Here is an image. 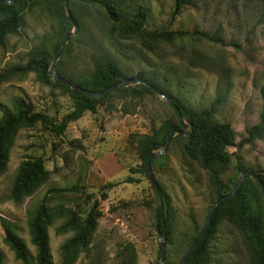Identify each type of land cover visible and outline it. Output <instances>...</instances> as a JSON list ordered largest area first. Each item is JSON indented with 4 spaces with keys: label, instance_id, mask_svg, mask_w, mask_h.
Here are the masks:
<instances>
[{
    "label": "rangeland",
    "instance_id": "rangeland-1",
    "mask_svg": "<svg viewBox=\"0 0 264 264\" xmlns=\"http://www.w3.org/2000/svg\"><path fill=\"white\" fill-rule=\"evenodd\" d=\"M193 3L178 13L174 0L125 3L126 16L146 13L148 32L180 34L170 41L143 37L129 26L111 22L103 7L82 0H69L77 28L68 22L64 0H28L20 7L19 31L0 36V121L6 110L16 113L19 100L58 121L73 110L71 91L50 74L56 49L70 33L72 38L55 62V71L67 80L84 81L108 60L125 79L150 81L187 110L182 134L175 135L152 164L167 197V203L162 198L161 209L168 211V239L158 235L157 195L139 146L143 135L162 134L167 122H180L175 108L158 92H144L138 84L113 91L99 102L96 112L86 111L60 135L41 122L18 126L7 170L0 175L4 264H23L6 239L5 222L36 258L30 221L43 205L52 214L48 235L53 264H67L63 245L79 235L89 215L100 213L94 232L75 249L70 264H159L160 240L165 243V264H179L218 200L212 175L186 141L192 138L189 114L207 110L217 100L208 123H230L236 136L227 148L231 164L223 181L235 185L243 172L238 165L264 179V139L239 146L248 130L259 124L263 108L264 0ZM201 32L222 42L205 39ZM40 56L48 59L49 78L38 69L26 70L32 58ZM38 157L44 160L46 178L31 195L15 199L22 164ZM127 178L133 181L125 182ZM252 255L247 235L231 218L221 219L210 235L206 264H252Z\"/></svg>",
    "mask_w": 264,
    "mask_h": 264
},
{
    "label": "trees",
    "instance_id": "trees-1",
    "mask_svg": "<svg viewBox=\"0 0 264 264\" xmlns=\"http://www.w3.org/2000/svg\"><path fill=\"white\" fill-rule=\"evenodd\" d=\"M28 0H24L18 4H0V36L8 33H16L19 31L22 23V15L20 7ZM65 1V0H64ZM85 3L95 4L103 7L111 22L129 26L137 31L143 37L161 39L165 41L172 40L179 33L168 31H153L148 32L145 29L146 13L138 11L131 16H126L122 13L123 7L127 0H82ZM175 13H178L187 5H191L194 0H174ZM194 4V3H193ZM200 35L211 41H220L215 35H209L201 32ZM59 46L56 51H59ZM48 59L45 56L32 58V61L26 66L27 71L38 69L43 77L49 78ZM125 79L122 71L112 61L104 60L98 64L93 74L84 81L75 80V83L91 90H103L109 86ZM142 79V78H140ZM138 83L144 92L153 93L154 89L159 88L150 81ZM62 87L71 91L74 98V108L71 112L64 115L63 118L53 120L45 113L35 112L33 106L24 100H19L16 103V113L9 110L4 112V117L0 121V175L7 170L9 161V149L18 126H33L41 122L47 125L54 133L60 135L65 132L69 123L80 119L86 111L96 112L97 106L103 98L109 97L112 93L125 91L129 87L119 88L114 92L103 96H89L81 92L70 89L69 87L57 82ZM158 90V89H157ZM165 96H168L163 91ZM175 106L179 109L182 117L186 115V110L179 100L173 99ZM219 100L212 103L207 109L200 112H195L191 117L192 138L186 140L191 142L192 146L197 151L200 162L212 175L211 180L216 186V199L230 194L233 190V184H226L223 181V175L229 169L231 164V156L227 152V148L234 145L236 140L235 132L230 123H208L213 119L215 109ZM174 107V106H173ZM175 108V107H174ZM176 111V109H175ZM177 115L178 112L176 111ZM179 117V115H178ZM181 122H167L163 129L155 134L143 135L140 137L139 146L141 159L143 160L144 171L147 172L146 162L149 155L163 148L167 138L176 130H181ZM264 139V102L260 116L259 124L253 125L248 130L247 137L239 142V146L254 140ZM155 159L152 161L154 163ZM241 171L248 170L244 165H238ZM17 181L13 190V197L21 199L24 196H29L38 184L46 178L47 172L44 166V160L41 157L33 160L25 161L18 172ZM259 176V175H258ZM260 177V176H259ZM263 184L264 179L260 177ZM132 178H127L125 182H132ZM160 187V186H159ZM161 190V188H160ZM163 201L167 203V197L164 191H161ZM101 214V213H100ZM100 214L89 215L79 235L70 238L62 247L65 263L70 264L75 249L83 245L96 228V217ZM159 229L162 237L168 239V226L170 220L166 207L160 210ZM224 217L231 218L236 226L241 229L248 237L252 248V264H264V198L259 185L252 177L245 178L240 184L234 196L222 201L215 209L211 220V226L205 238L191 255L186 264H206L209 254V238L214 232L219 221ZM52 220L50 209L43 205L34 212L31 221L32 243L37 248L36 258L28 250L24 240L18 236L9 224L4 223L6 239L15 252L17 259L23 261V264H53L52 253L50 249V241L48 235V226ZM197 238V237H196ZM195 238V239H196ZM4 253L0 248V264H4Z\"/></svg>",
    "mask_w": 264,
    "mask_h": 264
},
{
    "label": "water",
    "instance_id": "water-1",
    "mask_svg": "<svg viewBox=\"0 0 264 264\" xmlns=\"http://www.w3.org/2000/svg\"><path fill=\"white\" fill-rule=\"evenodd\" d=\"M22 1H24V0H0V4H3V3H5V4H18V3L22 2ZM65 8H66L67 16H68V22H70L71 24H73V26L75 28H77V25H76V23L74 22V19L71 16V11H70V8H69V0H65ZM72 36H73V34L70 33L65 38V40L62 42V44H61V46L59 48V51L57 52L56 56L53 58L54 59L53 60L54 63L52 65V68L50 69V74L53 75L62 84L66 85L67 87H69V88H71V89H73L75 91L81 92V93H83L85 95H89V96H103V95L111 93V92H113V91H115V90H117L119 88H122V87H126V86H129V85H132V84L144 83V81L142 79L138 78V77H136V78H128V79H124L122 81H119V82L109 86L108 88L96 91V90L87 89L85 87H82V86H80L78 84H75V83L67 80L66 78H64L63 76H61L59 73H57L55 71V62L58 60L57 58L60 57L64 47L66 46L68 41L72 38ZM154 90L156 92H158L163 98H165V100H167L169 102V104H171L172 106L175 107L176 111L178 112L181 125L184 126L185 122L183 120V117H182L179 109L175 106L173 100H171L170 98L166 97L164 94H162L157 89H154ZM177 134H182V132L180 130L174 131L167 138L166 143L163 146V148L161 150L152 152L149 155V157L147 159V162H146V169H147L148 177H149V180L151 181V184L154 187V190H155L156 195H157V200H158L156 214H155L156 215L155 224H156L158 235H159L160 238L162 237V234H161L160 229H159V223H158L159 215L158 214L160 213V210H161L162 197H161V191H160L159 184L157 182L156 177H154L155 174H154V171H153L152 161L156 157H158V156H160V155L165 153V151L167 150L168 145L172 141V138H174V136L177 135ZM247 177H252L256 181V183L259 185V187L261 189V192H262V195H263V198H264V184H263L261 178L252 170L243 171L242 175L240 176V178H238L236 180L232 192L230 194L226 195V196H223V197L219 198L210 207L209 213H208V216H207L206 225L204 226L203 230L200 232V234L198 235L196 240L193 242V244L190 246L188 251L183 254L184 256L181 259L179 264H186L187 263V261L189 260L191 255L195 252V250L200 245V243L203 241V239L205 238L207 232L209 231V228L211 226L212 216L214 214L215 209L219 206V204L222 201L234 196V194L236 193V191L239 188V186L242 183V181L245 178H247ZM159 251H160L159 254H160V257H161V262L159 264H165V258H166V255L164 254L165 253V243L163 241H161V240H160V244H159Z\"/></svg>",
    "mask_w": 264,
    "mask_h": 264
}]
</instances>
